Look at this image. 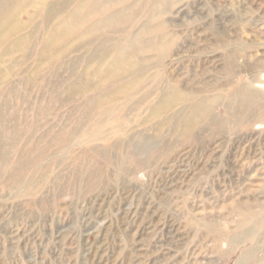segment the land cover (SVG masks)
Segmentation results:
<instances>
[{"label":"rangeland","instance_id":"1","mask_svg":"<svg viewBox=\"0 0 264 264\" xmlns=\"http://www.w3.org/2000/svg\"><path fill=\"white\" fill-rule=\"evenodd\" d=\"M103 1L11 0L0 264H264V0Z\"/></svg>","mask_w":264,"mask_h":264},{"label":"bare ground","instance_id":"2","mask_svg":"<svg viewBox=\"0 0 264 264\" xmlns=\"http://www.w3.org/2000/svg\"><path fill=\"white\" fill-rule=\"evenodd\" d=\"M28 2H44L45 0H27ZM115 2H112V0L109 2V3H104V1L102 2V5L103 3L105 4V6L108 4L109 7L112 9L115 7V5H117L121 0H114ZM9 2V3H8ZM105 2H108V1H105ZM1 5L6 3H8V7L5 8V12L0 14V39H2V41H4L5 39H9L11 37V35L13 34L10 30H8V27H9V24L10 22L15 18V15L12 17V20H10V17L13 15L12 14V8H10L9 6L12 5V2L11 0H5V2H0ZM19 3H21V1H19ZM104 6V5H103ZM107 7V6H106ZM133 7V6H132ZM136 8V7H135ZM107 9V8H106ZM125 9V8H124ZM122 9L121 11H117L115 13H113L110 18H111V23L113 25H118L120 23H123L127 16L125 17L124 14H125V10ZM9 10V11H8ZM103 10V9H102ZM130 10V9H129ZM109 11V10H108ZM107 11V12H108ZM135 11V10H134ZM12 14V15H11ZM107 13H105L106 15ZM77 15V13H75V16ZM109 20V19H108ZM68 21V18L65 19V22L61 23L60 26L64 25L66 22ZM75 25V22L73 19L69 20L67 22V26L68 28L70 29H67L68 31L65 32V30L63 31V33H61V35L63 36H70L72 34H74L73 31H71L72 29H76V27L74 26ZM149 30H151V28H149ZM18 34V33H17ZM53 37L50 39V43L53 45L54 42H56V38H61V36L59 35V32L57 30L54 31V33L52 34ZM58 41V39H57ZM8 42V40H7ZM2 43V42H1ZM6 43V42H5ZM25 43V40L24 39H20L18 41V44H17V47L21 48ZM5 45V44H3ZM120 46V49L123 51V55L121 56L122 58H117L119 61V63L115 64L114 66L117 67V68H120L122 66V63L123 62H128L131 60L132 56L135 55V53L137 52V49H135L134 47H131V46H128V47H125L123 46L122 44L119 45ZM52 47V46H51ZM130 63V62H129ZM120 64V66H118ZM129 65V64H128ZM122 68V67H121ZM57 89L55 88V86L53 87V89H51V91H56ZM81 92V89L79 90ZM208 110H209V106L207 104H201V105H194L191 110H190V113L187 114L185 117H184V127L186 130H188L197 120V117H205L208 113ZM3 120H5L3 118ZM10 125V124H9ZM7 123L3 124V127L1 126V129L6 131L8 130V128L10 127ZM13 125V124H12ZM46 135H43L40 137L39 141L41 142L42 140H45ZM4 137L5 135H3V133L1 132L0 133V143L2 144L3 141H4Z\"/></svg>","mask_w":264,"mask_h":264}]
</instances>
